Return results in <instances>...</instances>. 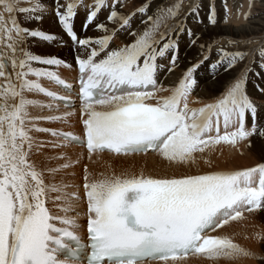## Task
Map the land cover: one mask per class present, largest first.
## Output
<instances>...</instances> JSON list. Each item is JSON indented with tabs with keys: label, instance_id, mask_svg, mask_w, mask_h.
<instances>
[{
	"label": "snow or ice",
	"instance_id": "obj_1",
	"mask_svg": "<svg viewBox=\"0 0 264 264\" xmlns=\"http://www.w3.org/2000/svg\"><path fill=\"white\" fill-rule=\"evenodd\" d=\"M19 3L20 0H0L3 6L0 46L11 51V68L18 81L13 83L0 54V78L6 82L0 83V264H180L186 257L198 255L211 261L235 262L241 258L264 261V256L240 247L231 238L212 235L230 222L242 219L245 213L264 210V163L243 171L180 172L160 178L142 173H112L90 179L85 168L87 245L77 235L79 213L74 217L53 214L47 206L48 193L61 189L47 186L43 172L30 159L33 138L29 132L49 130L27 126L31 122L27 109L34 102L26 99L25 93H42L69 106L67 97H58L28 79L44 77L67 89L69 85L54 72L35 69L31 64L68 65L58 58H41L26 50L17 59V45L25 36L52 39L39 30L18 26L12 15L15 11L23 14L44 10L39 3L30 9L19 8ZM118 3L119 0H113L106 17L117 28L110 31L104 23H95L102 9L108 7L107 0H95L83 27L87 30L95 23L96 31L105 35L79 38L73 21L82 0H67L64 4L54 0L58 23L78 48L75 61L83 138L55 131L52 136L59 137L65 145L86 148L89 159L105 150L117 156L151 152L170 164L185 167L195 165L197 154H203L211 146L222 142L235 146L238 141H249L251 146V137L264 138V128L257 124L258 109L246 93L247 69L214 102L199 108L189 107V96L197 84L195 74L203 61L186 68L176 86L158 85L157 73L163 66L157 64V59L171 51L168 72L177 65L178 42L171 34L177 29V35L183 34L186 21L180 20L172 28L167 21L179 15L180 0L166 10H159L155 18L149 16L146 23L150 26L142 34L129 32L134 37L131 43L110 49L114 33L128 28L132 19L131 15L123 16L116 11ZM251 6L249 0V9ZM147 10L148 5H144L137 13L145 15ZM192 11H196L195 6ZM3 13L8 14L11 28L7 27ZM209 22L215 25L214 9L210 11ZM162 25L164 32H160ZM187 34L192 44L199 39L193 38L191 29ZM204 47L201 45V50ZM245 55L220 49L217 60L209 65L213 77L221 68L230 71ZM259 55L264 70V48ZM207 59L205 56L204 60ZM165 91L170 94L159 95ZM246 114L252 117L250 129L246 128ZM47 119L55 121L62 117ZM70 166L65 163L61 168ZM63 199L66 206L59 210L67 213L71 201H79L80 197L73 193Z\"/></svg>",
	"mask_w": 264,
	"mask_h": 264
},
{
	"label": "bare ground",
	"instance_id": "obj_2",
	"mask_svg": "<svg viewBox=\"0 0 264 264\" xmlns=\"http://www.w3.org/2000/svg\"><path fill=\"white\" fill-rule=\"evenodd\" d=\"M61 1L62 0H60V2ZM139 1V8L141 6L148 5L147 13L145 15H140L137 13V11L128 13V16L131 15L132 17L130 25L128 28L114 33V39L110 42V49H119L120 47L131 43L134 40V37L129 35V32L142 34L143 31H145L146 28L150 26L146 23L149 16H153V18H155V13H157L159 10H166L178 2V0ZM47 2L50 6H52L53 9H55L54 0H47ZM108 3V7L102 9L95 23H104L111 31L112 29L117 28L118 25L110 24L106 19L109 11L111 10V2ZM180 3L181 7L177 18L167 21L169 28H172L180 20L186 21L183 25V34L177 35L179 32L178 29L176 30V33L171 34V38L177 40L178 42L177 65L172 72H168V69L171 67V51L168 52L165 57L157 59V64L163 66L158 70L157 73L156 78L158 85H162L165 88L176 86L178 81L182 78L183 72L186 68L199 61H203L201 67L195 74L197 84L189 96V107L199 108L204 106L206 103L214 102L216 98L225 91L227 85L233 82L242 71L247 69L248 75L246 93L258 109V126L264 128V92L259 90L264 89V72L261 68V57L259 55L260 50L264 48V0H252L251 9H249V0H180ZM118 4L116 6V11L119 13L122 9L118 6ZM193 6L196 7V11H192ZM2 8L3 6L0 5V11H2ZM213 9L214 12H216L215 25L209 22L210 12L208 11H212ZM190 12L192 13L191 15H189ZM134 13L136 14L133 15ZM87 14L88 13L86 12L78 13L80 20L73 24L74 31L78 37L98 38L105 35L104 32L96 31L95 23L90 25L88 29L83 32L82 29L84 28L83 25ZM245 14H248L247 19L245 18ZM3 15L5 17L7 27L11 28L12 25L8 14L3 13ZM31 16L32 15L28 17ZM45 17L49 19V21H47L51 23H49L50 25H55L54 29L55 31H58V35L57 38L53 37V39L50 40L51 46L46 47L45 45L44 48L57 53L56 56H58V59L62 62H66L68 66H65L64 63L60 65H45V67L40 65L37 69L54 72L58 77L68 80L69 83L73 85L75 77L79 75L75 61L78 48L73 44L64 31L61 30V26L59 25L58 19H56L55 15L50 14ZM188 29H191L193 38L199 37L195 44H192L189 40L187 34ZM51 30L53 31L52 28ZM164 31L165 27L162 25L160 32ZM12 36L13 39H16V34L14 32L12 33ZM156 38H160L159 32L156 34ZM7 43V39L3 40L4 45ZM34 43L36 42L34 41ZM23 45L24 44L22 42L18 43L17 45V59L22 58V51H25ZM201 45L205 46L203 50H201ZM161 46L162 43L157 47L159 48ZM1 48L3 47L0 46V49ZM220 49L230 53L239 51L245 53L246 55L244 60L238 61L235 67H233L230 71H224L223 68H221L216 73L214 78L209 65L217 60L218 51ZM38 56L40 55L38 54ZM205 56H208L209 59L204 60ZM31 67H35L34 62H32ZM18 70L19 69H17V71ZM6 71L12 78L13 83L18 84L13 71ZM28 79L36 81L41 86L47 87L49 90L56 88L50 80L44 77L37 78L35 76H29ZM0 83L6 82L0 78ZM198 89H201L200 92H198ZM169 94L170 93L166 91L159 93V95L162 96H167ZM25 98L34 102V104L30 105L27 109L29 113V119L31 121L27 125L28 127L31 128L34 125L35 128H45L44 120L51 123L54 121H50L47 118L57 116L62 117V119L57 120L58 122L66 126L70 125V127L60 126L63 129L53 128L57 129L55 132L60 130L61 132L65 133L82 134L83 127L80 128L79 125L82 121L81 117L79 116L81 115V107H78V105L75 104L71 108H65L60 103L53 102L50 99L44 97L43 94L37 92H26ZM251 125L252 117L250 114H246V128L250 129ZM72 127H76L77 130L71 129ZM48 130L49 132H52L50 129ZM221 133H223L222 124ZM29 135L33 139H36L40 136V134L35 130L30 131ZM53 139L55 141L53 144L61 145L59 146L60 148L55 147L57 149H54L52 146L53 144H51L52 148L50 150L44 149L43 151L39 152L32 151L30 159L36 164L38 169L43 172V178L47 186H56L61 189L59 192L50 191L48 193L49 202L47 206L51 209L53 214L74 217L77 213H79L77 223L80 225V228L77 231V235H79L81 239H83L86 235L87 221V204L86 199L84 198V190L81 187L83 183H81V179L84 176L82 171L85 168H87L90 174V179H100L102 178V175H111L112 173L117 175L121 173L140 175L142 173L145 176L160 178L171 176L173 173L178 175L180 172H184V170H180V168L183 166L170 164L155 153L131 156H117L109 153H99L93 154L92 158L89 159L88 153L82 147H77L73 144L65 145L64 142L58 137H54ZM250 143L251 146H249V141H238L237 144L233 146L222 142L219 145L206 148L205 152L202 154V159L204 161L206 159V161L214 163L213 166H206L207 163L205 164V162L201 161L202 159L199 158L201 154H197L199 156L197 162L199 163L196 164L197 167H191L192 169L189 168L190 173L200 174L214 171H243L260 163H264V138H261L259 135H255L250 138ZM77 152L81 154L80 158H76L75 154ZM57 155H62L63 159L56 160L55 157ZM82 156L85 157L84 160ZM75 161H79V165H76V168H61V165L68 162L74 164ZM80 167L81 170H79ZM51 169L59 170L53 172L50 171ZM73 170L75 173L73 177H68L67 174L69 172L72 173ZM73 193H76L80 197V200L71 201L72 207L67 213L61 212L59 209L66 206L63 197H70ZM57 196H61L62 199L57 200ZM256 221L264 224V210H260L251 214L245 213L242 219L230 222L229 225L222 229H218L217 232L212 233V235L226 236L231 238L233 242L238 244L240 247L245 248L250 252L256 253L259 244L258 242L261 240L260 238L264 236V230ZM82 242L86 243L87 241L83 239ZM204 259L206 258L200 255L188 256L184 261L180 262V264H264V261L256 263L254 260L247 258H241L235 262L225 261L222 259L218 261H205Z\"/></svg>",
	"mask_w": 264,
	"mask_h": 264
},
{
	"label": "rangeland",
	"instance_id": "obj_3",
	"mask_svg": "<svg viewBox=\"0 0 264 264\" xmlns=\"http://www.w3.org/2000/svg\"><path fill=\"white\" fill-rule=\"evenodd\" d=\"M255 1V0H254ZM67 2V0H62L61 1V3L62 4H64V3H66ZM92 2V3H91ZM108 2H111L110 3V5L112 6V4H113V0H111V1H109V0H107V4H109ZM129 2V3H128ZM21 3V4H20ZM20 3L18 4V7L19 8H32L33 7V5H35V4H37V3H39L40 5H42L43 6V11H37V12H35V13H20V12H18V11H15L12 15L14 16V17H16L15 19L17 20V23H18V26L19 27H21V28H24V29H29V30H39V31H41V32H43L44 34H47V35H50L51 37H52V39H53V37H56L57 38V35H58V31H55V25L54 24H52V25H50L51 23L50 22H48L49 21V19L48 18H46L45 16H47V15H50V14H52V15H55V9H53L52 8V6H50L49 4H48V2H47V0H45V2H44V0H20ZM94 3H95V0H82V6H80V7H78L77 8V15L75 16V18H74V21H73V24H75V23H77L79 20H80V17H78V13H84V12H86V13H88V11L90 10V8H91V6L92 5H94ZM128 3V4H127ZM133 3V4H132ZM23 4V5H22ZM140 4V1L139 0H119V4H118V6L122 9V10H124V8H125V10L124 11H122V10H120V15H123V16H128V13H132V12H135V11H137L138 9H139V5ZM127 5V6H126ZM133 6V7H132ZM51 7V8H50ZM135 8V9H134ZM48 9V10H47ZM127 9V10H126ZM134 9V10H133ZM61 10H63V9H61ZM118 10V9H117ZM130 12H129V11ZM122 11V12H121ZM208 12H210V10L208 11ZM124 13H125V15H124ZM216 13V12H215ZM34 14V15H33ZM47 14V15H46ZM30 15H32L31 17H36V16H39V17H41V19H39V20H37V19H35V18H31L30 19V17H28V16H30ZM43 15V16H42ZM56 16V15H55ZM43 18H46V19H43ZM56 19H57V17H56ZM43 21V22H41V21ZM46 20V21H45ZM48 20V21H47ZM40 21V22H39ZM44 23V24H43ZM45 23H47V24H45ZM50 23V24H49ZM30 24V25H29ZM198 24V23H197ZM201 24V23H200ZM37 25V26H36ZM48 25H50V26H48ZM43 26V27H42ZM49 27H50V29H49ZM46 30H45V29ZM51 28L53 29V31L51 30ZM59 28H60V26H59ZM49 29V30H48ZM61 30L63 31V29H62V27H61ZM83 30V32L85 31V29L83 28L82 29ZM48 32V33H47ZM59 32H60V29H59ZM4 40H6V38L4 39ZM34 41L36 42V43H34ZM29 43V44H27V43ZM31 42V43H30ZM24 45H23V47H24V50H27L29 53H31V54H34V55H37L38 56V54L40 55L39 57H41V58H53V57H55V58H58V56H56V54L57 53H54L52 50H46L45 48H44V46L46 45V47H49V46H51V44H50V41H44V40H42V39H40V38H32V37H28V36H25V38H24V40H23V42H22ZM33 45V46H32ZM30 46V47H29ZM33 47V48H32ZM32 48V49H31ZM34 48H36V49H34ZM43 48V49H42ZM42 49V50H41ZM2 50V51H1ZM32 50V51H31ZM41 51V52H40ZM46 51V52H45ZM10 50L9 49H5V47H3V48H1L0 49V54H2L3 56H4V63H6V65H7V67H6V70H12V68H11V54H10ZM40 52V53H39ZM44 52V53H43ZM53 52V53H52ZM34 65H35V69H37V68H39V66L40 65H43V64H39V63H37V62H34ZM44 67H45V65H43ZM263 72H264V70H263ZM200 90L201 89H198V92H200ZM81 114V113H80ZM80 117H81V115H79ZM44 122H45V128H43V129H46V128H48V129H50L51 131H55V130H57V129H53V128H58V129H63L62 127H70V125H63L62 123H60V122H58L57 120L56 121H54V122H47V121H45L44 120ZM47 125H49V126H47ZM80 128L82 127L81 126V122H80ZM47 126V127H46ZM60 126H62V127H60ZM40 128V127H39ZM71 129H75V130H77L76 129V127H72ZM60 131V130H59ZM39 134H40V136L38 137V138H36V139H33V148H32V151H37V152H39V151H43L44 149H47V150H50L52 147H51V144H53V143H55V141H54V137L51 135V132H38ZM48 133V134H47ZM47 134V135H46ZM47 136V137H46ZM36 144V145H35ZM60 148V147H59ZM35 149V150H34ZM54 149H57V148H54ZM198 155H200V154H198ZM197 155V159H202L203 158V155L201 154V156L199 157ZM75 156H76V158H80L81 157V154L80 153H76L75 154ZM59 157H62V155H57L56 157H55V159L57 160H59ZM199 157V158H198ZM82 158H83V160L85 159V157L84 156H82ZM82 160V159H81ZM198 161V160H197ZM201 161H204L203 159L201 160ZM205 161H206V159H205ZM204 161V162H205ZM69 163V162H68ZM197 163H199V162H197ZM196 163V164H197ZM225 163H228V162H225ZM71 166L70 167H68V168H76V165L78 166L79 165V161L77 162V161H75V163L73 164V163H69ZM195 164V166L194 165H190V167L189 166H187V167H182V168H180V170H184V172H190V169H192L191 167H197V165ZM201 164V163H200ZM206 164V163H205ZM213 164L214 163H211V162H208L207 164H206V166L208 165V166H213ZM190 168V169H189ZM79 170H81V167H80V169ZM84 171H85V169L82 171V173L84 174ZM75 173H74V170L72 171V173L71 172H69L68 174H67V176L68 177H73V175H74ZM83 182V177H82V179H81V183ZM81 187L83 188V183H82V185H81ZM257 223H259L258 221H256ZM260 224V226L262 227V229L264 230V224H262L261 222L259 223ZM261 240H259V244H258V247H257V251H256V255H258V256H264V236L263 237H261L260 238ZM203 260V259H202ZM205 261H210V260H208L207 258L206 259H204ZM256 263H258V262H263V261H257V260H254Z\"/></svg>",
	"mask_w": 264,
	"mask_h": 264
}]
</instances>
